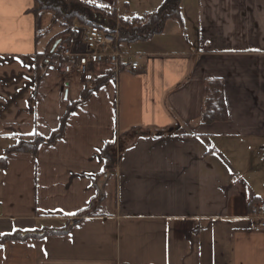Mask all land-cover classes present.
Returning <instances> with one entry per match:
<instances>
[{
  "label": "crops",
  "instance_id": "crops-1",
  "mask_svg": "<svg viewBox=\"0 0 264 264\" xmlns=\"http://www.w3.org/2000/svg\"><path fill=\"white\" fill-rule=\"evenodd\" d=\"M82 1L128 20L164 0ZM180 8L181 24L134 45L136 73L112 74L31 155L7 151L48 138L87 85L46 61L65 30L51 12L0 0V239L62 229L103 195L66 234L0 242V264H264L250 216L264 206V0ZM210 81L227 120L204 125ZM109 144L118 161L105 173Z\"/></svg>",
  "mask_w": 264,
  "mask_h": 264
},
{
  "label": "trees",
  "instance_id": "trees-1",
  "mask_svg": "<svg viewBox=\"0 0 264 264\" xmlns=\"http://www.w3.org/2000/svg\"><path fill=\"white\" fill-rule=\"evenodd\" d=\"M33 13H39L43 10L49 11L53 14V23H60L65 29L61 34L59 43L52 52V59L57 57L55 52H58L60 47L69 45L75 36L76 29L74 24L79 26H97L107 32L118 26V42L124 44L127 48L139 44L146 43L156 36L162 34L164 26L167 21L182 22L181 18V0H164L160 7L150 13L144 14L141 18H132L128 20L117 19L116 14L112 12H105L102 9L91 7L82 0H32ZM63 22V23H62ZM65 24V25H64ZM122 70V68H121ZM111 75L105 78L97 79L93 84L85 87L81 93L79 102L68 106L63 118L61 119L59 128L53 132L48 138L31 137L20 139V141L11 147L7 153H24L35 155L38 146L41 144H52L62 135L63 128L69 114L74 110L75 106L84 101L90 93L102 86ZM38 76L37 81H39ZM227 120V110L223 99V86L220 81H210L206 83L204 90V102L201 114V122L204 125H211L217 122H224ZM113 144H109L101 152L104 160V172L113 169L118 161L110 153V148ZM6 157L0 158V167H3ZM103 201V195L100 191L96 198L91 201L89 207L84 211L78 213L75 219L68 220L62 229H43L35 233H14L1 237L0 242L6 241H26L28 239H39L45 236L66 234L68 230L84 217H93L99 214V206Z\"/></svg>",
  "mask_w": 264,
  "mask_h": 264
},
{
  "label": "built area",
  "instance_id": "built-area-1",
  "mask_svg": "<svg viewBox=\"0 0 264 264\" xmlns=\"http://www.w3.org/2000/svg\"><path fill=\"white\" fill-rule=\"evenodd\" d=\"M75 38L55 52V59L46 60L63 75L76 76L89 86L109 74H118L121 68L131 73L139 70L140 56L130 53L118 42V29L107 32L97 26H87ZM250 216L255 229L264 230V206L254 205Z\"/></svg>",
  "mask_w": 264,
  "mask_h": 264
},
{
  "label": "rangeland",
  "instance_id": "rangeland-1",
  "mask_svg": "<svg viewBox=\"0 0 264 264\" xmlns=\"http://www.w3.org/2000/svg\"><path fill=\"white\" fill-rule=\"evenodd\" d=\"M105 11V10H104ZM105 12H107L108 13V11H105ZM63 23V22H62ZM65 25V24H64ZM75 26H74V29H79V30H82V28L84 29L85 27L84 26H79L77 23H75L74 24ZM118 29V26L116 25L113 29ZM65 29H68L67 27H65ZM77 38V35H76V33H75V36H74V38ZM73 38V39H74ZM128 49V51L130 52V53H132V54H134L135 52H136V47L133 45V46H130V47H128L127 48ZM68 222V221H67Z\"/></svg>",
  "mask_w": 264,
  "mask_h": 264
},
{
  "label": "water",
  "instance_id": "water-1",
  "mask_svg": "<svg viewBox=\"0 0 264 264\" xmlns=\"http://www.w3.org/2000/svg\"><path fill=\"white\" fill-rule=\"evenodd\" d=\"M59 43V42H58ZM58 43H56L53 47H52V50L50 52V54H52V52L55 50V48L57 47ZM67 85L65 86V91H64V99L66 100L67 99Z\"/></svg>",
  "mask_w": 264,
  "mask_h": 264
},
{
  "label": "snow or ice",
  "instance_id": "snow-or-ice-1",
  "mask_svg": "<svg viewBox=\"0 0 264 264\" xmlns=\"http://www.w3.org/2000/svg\"><path fill=\"white\" fill-rule=\"evenodd\" d=\"M72 215H74V214H72Z\"/></svg>",
  "mask_w": 264,
  "mask_h": 264
}]
</instances>
